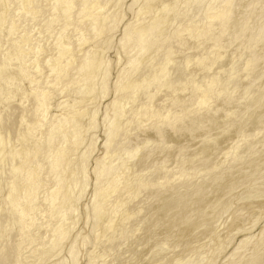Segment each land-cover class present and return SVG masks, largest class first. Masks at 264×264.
I'll return each instance as SVG.
<instances>
[{
  "label": "bare ground",
  "instance_id": "6f19581e",
  "mask_svg": "<svg viewBox=\"0 0 264 264\" xmlns=\"http://www.w3.org/2000/svg\"><path fill=\"white\" fill-rule=\"evenodd\" d=\"M180 1L181 0H131L129 2V4L126 3L127 6L125 8H124V5H126L125 0H8L7 6H6V4H4L6 6V8L4 7L5 11H8V9H9L8 13H9V15L12 16V19H11L12 24L14 26L18 27V31L23 32V34H21V33L20 34L23 35V37L25 38L26 41L21 42L17 46L16 50L12 49L11 51L10 50L4 51L1 54V58H0V79L4 80V81L10 79V80H16V81L20 82V80L24 78L28 83L32 84L33 90H32L31 95H28L29 93H27L25 89H23L22 91L20 90V94L23 95V99H21V102H18L16 104H12V105L7 104L8 108L5 107L6 109L3 110L4 112H2V110L0 109L2 112V114L0 115V122H1V129H0V192L3 189V187L6 186V185L3 186V184H2V181L6 177L7 180H5V182L7 181V184L9 183V186H7V187L11 190V193H13V196H14V199H12V201L20 204V208H18V210L14 214L11 213L10 208H3V207L0 208V234H1L0 235V264H43V263L45 264L51 258L56 257L57 255L61 256V254H59V251H58V249H60L59 247H62V245L64 243H66V241L70 238L69 234L73 231L72 227L74 228L75 224L77 226V222H79V221H77L78 218H75L73 216L74 212L75 211L78 212V210H77V208H71V206L72 207H74V206L76 207V205L78 206L77 203L81 202L80 200L83 199L82 196L84 195L85 191L87 190V187H89V183H91V181L89 179L90 170L92 171V173H94L93 176L95 178V179H93L94 180V184H93L94 188L92 191L93 197H92L90 206L86 207L85 210H87L86 212L88 213L89 216L91 215L90 219H92L91 230H90L91 236L90 235L89 236L83 235L82 240L80 239V241L77 238L72 239L73 241L70 242V245H69L70 248H68L69 253H68V255L66 254V256H68L67 259L66 260L63 259L65 261H60V260L55 261L52 264H105V263H103L104 258L103 259L101 258L102 249L104 251H106L105 254H107L109 251L114 253L116 251V249H118L120 247L121 248L125 247V246H123V244H124L126 238H127L126 241H128V238L131 235L133 236L131 239L135 238V236L137 239V237L139 236L138 234H140V233H141V235L144 234V230H143L144 226H143V228L141 226L142 225L147 226L149 223L148 224L147 223L142 224V222H143L142 221L140 223L141 225H139L142 229L137 227V228H139V229H136L137 231L136 230L134 231L133 229L130 228V226H131L130 224L135 219L134 216L136 215V213L138 212V214H142L141 208L138 207V204L140 203L139 206H141V204H143L146 207L144 198L148 197L150 199V196H147V195L151 192L152 189L156 190L157 193L159 192V194L164 193V195H166V193H167V192L166 193L164 192V190H165L164 188L167 185L164 184L163 181L155 183L156 179L162 175L164 176V174L166 172V171H164V173L161 172L162 175L159 176L158 173H159V171H161L159 168L162 167V171H163V166L165 164H168L166 162L169 161V159L171 160L170 157L173 158V156L178 155V154L181 157V155H182L181 153H182L183 149H185V147L183 148L184 145L178 146L176 144L177 145L176 146L175 144H172V140L167 141V139H166L167 134L169 132H170V135H171V133L174 134V136L177 137V140H174V141H179L181 137L182 138L185 137V135L189 134V132H190L189 139L187 138L189 140L187 142V144H189L190 142L193 143L192 141L196 140L198 138V136L201 137L202 139H207V136L209 135V133L215 128L219 129V127L220 128L221 127L227 128V127L236 126L238 118L236 117V115L234 113L228 114L226 119H225V117L223 118L221 116V118H223V120L220 119L219 115H216V114H220V108L223 106L224 103L225 104L228 103V101L232 102V100H235L237 98L236 99L238 101L237 104H238V106H240L239 103H244L245 102L244 100H247L249 96H252V95L254 96V91L250 88L251 86L250 87L248 86V88L245 89V88H243L244 84L243 83H242L243 85L240 84L241 80L239 82H238V80L236 81V78H238V77L235 75V73H236V71L239 70L236 67L237 65L233 66L231 68V70H229L230 73L228 76L226 75L227 78L224 77L225 80L223 82H221L219 77L214 76L215 79L208 81L206 83L203 82V84H201V82H200V85L198 84L196 86L195 83H197V82H195V76H197V74L200 73L199 71L206 69L207 66L203 68V65H205V64L198 61L197 63L192 62V63H196V64H194L195 65L194 68L189 69L187 64L190 65V63L188 61L186 64L184 63L189 69L188 75H186L187 72L185 70H187V69H185V65L182 63L184 65V67L183 66L182 67L184 68L183 70H184L186 76L185 75H184V77L182 76L180 78V80H177V78L179 76L175 77L176 80H172V81H171V79L169 81L165 80L164 83H166V85L164 84V86L159 90L156 97L153 96V93H154L153 91L156 92L157 89L151 91V93L148 91V89L150 90L153 87V86H150V83H153L152 81H150V83H148L149 86H147L150 88L146 87L148 93H145V94H147V95L149 93H150L149 95L152 94L151 95L152 98H151V96L150 97L148 96L149 100L146 103H144L145 102L144 99H147V98L146 97L143 98L144 89H142V86H140L141 88L139 87L142 90L140 93H138V92L136 93V91H135L136 81L139 80L137 77V74H138L137 71H140L139 69H141L138 67V64L140 62H142V64L145 63V60L147 62L146 64L148 66L146 65L147 67L146 66H144V67H146L147 71L148 72L150 71V73H149V75H147V71H146V73H144V75L145 76L147 75L148 79L149 78L155 79V77L160 79L158 77V76H160V74L163 75V78H164V74H166V75L168 74L166 72V69L168 68V66L169 67L172 66L170 63H172V60L174 59L173 56H175V54H176V52H175L176 48H175L174 44H171L175 49H172L171 48L172 46L170 45L171 47H169L170 48V50H169L168 47L166 48V45L169 44L168 43L164 46L165 47V49H163L164 54H160V53H163V52H161L162 49L157 48V47L160 46L159 45L160 41L162 39L164 40V38H162L161 35H165V34L162 32V34L160 36L158 35L160 37V41L158 40L159 44L157 43L158 46H156L157 44L155 45L156 41L154 40L155 38H157V35H155L154 39L152 37H154L153 34H156L155 33L156 31H157V34H159L158 32H161L159 30H161L162 27L164 28V25H165L164 22H166V24L169 23L167 21V19L169 17H171L172 15L175 16L174 14L176 12H178L177 8L179 7ZM244 1H246V0H192L191 2H189V0H184L183 2H186L185 6L192 8V10L189 9L190 12L196 11V14H197V11H198L200 14L199 19L202 17L205 21L203 20L204 21V23H203V21L200 19L202 21L200 24H202V23L203 24L199 25L200 20L198 18H197L198 21L195 19L194 20L192 19L193 21H195L194 22L195 26L198 25L196 28V31L195 32L191 31V33H189V34L186 32L188 34V36H186L184 38H182L183 33L180 36V34H177L178 33V31H177L176 37L182 38V40L179 39V41L181 43V44L180 43L179 44L181 45V47H177V49L179 48L178 50H180V51H178V53L183 51V54L185 55L186 47L188 48L189 43H190L192 48H194V50H196V53L198 55L200 54V57H203L205 55V52L208 51L204 48L206 46V44H208L207 42L210 41L216 35H217V37H219V35L221 33L222 34L225 33V32H223V30L220 31L218 29V27H219V23L221 24L222 23L221 21H223L224 18L227 17V18H229L230 24L233 23L235 26L233 28V31L237 30V31H235L234 35L231 34L232 37L234 36L233 37L234 41H236V39L239 40V39L244 38V40H243L244 46L246 44L247 47L250 48L249 49V52H250L249 57L250 58H249V60H247L246 64L244 63L245 65L242 64L244 67L240 68V70L242 71V69H243L242 73L245 72V75L249 72L253 76L256 77L258 75L257 69H259V67H257V64H258V62L261 61L260 56L262 53H260V52L264 51V34L260 37L259 40H256L257 37L255 38V36L257 34L255 36H251V37H254L255 40L253 38L251 39V37L249 35L252 32L250 31V28L246 25L248 22L245 23L246 21H244V22H243V20L240 21L239 20L240 16L239 17L236 16L239 14V13L236 14V12L238 11V10H236V6L238 8L242 7V6L244 7V3H245ZM249 1H251V0H249ZM254 2H258V0H252V4H255ZM258 4H260V3H258ZM183 6H184V4L182 5V7ZM248 6H250V5H248ZM188 7H187V9H188ZM179 9L180 8H178V10ZM244 9H246V8H244ZM250 9H251V6H250ZM127 10L130 11L131 13H133L134 18H133V20H131L127 23H124V26L122 28L123 33L121 35V39L119 41L120 43L118 46L119 48L117 49V53L120 56L116 54L119 59L121 58V54L123 56L125 55L124 57H126V60L124 59V57L121 58V60L122 59L125 60V63L120 60L124 64L121 68H119V70L117 71L116 77H115L114 81L112 82L114 85V88H113V90L115 92L114 94H116L115 97L118 96L117 94H119V96L116 97L114 100L110 99L111 101H109V103L105 107L106 109L103 113V116L101 117V116H99L100 115L99 114V105L97 104V105H94L93 107H89V105L92 103H96L95 101H97L98 98L99 99L100 98H102V99L106 98L107 92L109 89H110L109 91L112 92L111 87L109 86L110 85L109 82L112 81V80H110V79H112L111 78L112 76H110V75H111V72L113 71L112 70L113 64L111 63L113 61H110V59L108 57L109 52H108L107 46H109L108 44L111 42L112 37L115 35L114 32H116V29L120 26V24L126 18L125 14H126ZM246 10H244V11H246ZM184 11H185V9H184ZM239 11H242V9ZM254 11L256 12V10L253 9V13H254ZM249 12L251 13V10ZM244 13L246 14V12H244ZM31 14L33 17L31 16ZM183 14H185V13H183ZM187 14H188V12H187ZM192 14L193 13H191V15ZM2 15H3V13H0V30L2 27L1 25H3L2 24L3 23L2 18H1ZM179 15L177 14V17H179ZM193 15H192V17H193ZM240 15H242V14H240ZM242 16L240 17V19L241 18L242 19L245 18L246 20L248 19V14L245 15V16H247V18L242 17ZM177 17H175V18H177ZM195 17H197V16H195ZM186 18H187V16H186ZM172 19H173V17H172ZM183 19H184V17H182V20ZM189 19H191V18H188V20ZM171 21H174V20H171ZM185 21H186V19H185ZM256 26H258V25H256ZM167 27H169V26H167ZM168 29L169 28H167L166 30H168ZM261 29H262V26H261ZM9 31H10V29H9ZM247 33L249 35H247ZM222 34H221V36H222ZM169 35L171 36V33ZM174 35H173V37H174ZM251 35H254V34L252 33ZM166 36H167V38H169L168 34ZM228 36H229V34H228ZM176 37H174V38H176ZM92 38H97V40L99 38L103 39L102 40L103 42L102 43L95 42V44H92V45L87 44V41L92 39ZM17 39H20V37H17ZM170 39H173L172 36ZM173 40H170V41L173 42ZM176 42L177 41L174 40L173 43H175V45L178 46V44ZM163 43H166V42L164 41ZM15 45H17V44H15ZM161 46H163V45H161ZM111 47H112V45H111ZM145 48L149 49V50L147 49L148 50L147 52L150 51L149 53H147L148 54L147 56H146V51L144 52ZM155 48L157 50H159V49L161 50V51H159L160 53H158V54L162 55V58H159V57H161L160 55L158 57L157 50H154ZM192 48H190L189 51H191ZM21 49L28 51L26 56H25L26 63L28 64V68L26 67L27 71L25 70V74L23 72L24 71L23 64H21L20 62L17 61V56H18V54H20ZM151 49H152V51H151ZM171 49L174 51L175 54H173V51ZM187 51H188V49H187ZM192 51H193V49H192ZM178 53L176 54L177 56H178ZM189 53L190 52H188L186 54L187 58L189 57V55H188ZM196 53H195V55H197ZM227 53H229V52L227 51ZM186 57L184 56L185 61L192 58V57H193V59H191L190 62L194 61V59L196 61V58H194L193 55L191 57H189L188 59H186ZM118 58H117V61H118ZM219 58L220 57H218V59ZM174 60H176V58ZM215 60H216V58H213L209 63L213 64V62ZM234 60H236V59H234ZM117 61H116V63H117ZM218 61H220V60H218ZM245 62H246V60H245ZM172 64H174V63H172ZM117 65H119V64H117ZM174 65H176V64H174ZM174 65L172 66V69H173ZM228 65H229V62H228ZM140 67L144 68L141 65H140ZM208 67H210V66H208ZM175 68H176V66H175ZM169 69L170 68H168V70ZM172 69H170V72ZM174 69L172 71L173 73H174ZM46 70H47V75L44 74L46 72ZM135 71L137 74L135 73ZM141 71H142V69H141ZM175 71H176V69H175ZM261 71H263V70H261ZM173 73L172 74L170 73L171 75L168 74L167 77L172 76ZM242 73H241V75H242ZM135 74H136V76H135ZM202 74H204V73H202ZM140 75H142V74H140ZM150 75H151V77H148ZM217 75H218V73H217ZM263 76H264V74H263ZM97 77H100L98 79L99 80V87L95 88L96 86L94 87V84H95V80H97L96 79ZM167 77L165 79H167ZM245 77L243 79H245ZM248 77H249V75H248ZM250 77L254 78L252 76H250ZM250 77H249V80L251 79ZM161 78H162V76H161ZM168 78H170V77H168ZM171 78H173V77H171ZM140 79H142V77H140ZM143 79H145V78H143ZM148 79H146V80H148ZM146 80L145 81L143 80L144 82H142V80H140V82H138V84H141V85L143 83L145 84V83H147ZM249 80H245V81H249ZM251 80H253V79H251ZM66 82L69 83V85L70 84L73 85V87L75 86V88H73V89H75L74 97H73V99L71 98L72 100L68 99L63 103H58L56 105V107H57L56 112H55L56 114H55V116H53L50 114V111H49V106H50L49 105V99H50L51 95L47 94V90H50L53 93L56 92L60 96V95H62L61 93H63L65 91V86L67 84ZM148 82H149V80H148ZM160 82H161V80H160ZM160 82H159V84H158L159 86H157V88L160 87V85H161ZM230 82L231 83L235 82V83H233V85L230 84L232 86L230 89H229V87L228 88L224 87L225 83H230ZM251 82H253V81H251ZM248 83L246 82L245 85L247 86ZM188 84H191V86H192L191 90H189L190 92L187 91V89H190V88H187ZM152 85L155 86V85H157V83H155V84L153 83ZM225 85H228V84H225ZM241 85H242V88H240ZM5 86H6V84H5ZM144 86H143V88H145ZM155 88H156V86H155ZM58 89H59V91H57ZM95 89L96 90L98 89V90L95 91ZM238 89L240 90V93H242L244 95V97H242L243 95L242 96H236L235 95L236 92L238 93V91H236ZM185 91H186V93H185ZM67 93H68V91H67ZM147 95H145V96H147ZM0 96H1L2 100L9 101V99H10V98L8 99V94L4 93V91L1 88H0ZM120 96L122 97V101H123V98L127 100L128 104L124 100L125 104L127 105V108H125L126 107L125 104H124L125 107L123 106L124 109H123V107L122 108L120 107V104L122 103L120 100L121 99ZM262 98H264V96ZM7 101H5V102H7ZM261 101H259V102L262 103ZM212 102H214L215 104H213ZM195 104L200 105V107L195 108V109H191V107H194L191 105H195ZM236 107H237V105H236ZM261 107H263L262 104H261ZM261 107H260V109H261ZM248 115L251 116L250 114H248ZM85 116H88V123H86V124L83 122V118H85ZM223 116H226V115H223ZM249 119H250V117H249ZM247 120H248V118H246L245 121H247ZM84 121H87V120H84ZM100 121H102V124H103V125L101 124L102 128L104 129V127H105V131H103L105 133L104 141H103V154L102 155L100 154L101 156H98L97 158L95 157L96 158V160H94L95 163L90 169L89 168V159L96 152L97 143H98L97 141H99V137L96 136V133H97L96 130L98 129V127L101 126V125L99 126V124L101 123ZM249 121H251V120H249ZM255 121L257 122V120H255ZM189 123H191V125H193V123H195L194 125L199 127L198 128L199 132H197L198 129L196 126L194 128V125H193V129H192V127L190 129H192L193 131L196 129V131H194V132H191V130L189 131V127H190ZM238 125H240V124H237V126ZM254 125L256 126L255 123H254ZM222 128L220 130H222ZM226 128H224V130H226ZM224 130H222V131H224ZM259 130H261V129H259ZM259 130L254 129V131H259ZM139 132L141 134H139ZM227 132L228 131H226V133ZM134 133H136V135H143V133H144V135H146V138H144L145 140L142 141L140 138L141 136H138L140 139L138 138V140H137ZM251 133H253V132L251 131ZM87 134L89 135L88 136L89 140H88V142H86L87 143L85 146L86 150L84 149L85 151L82 153L80 152L81 155L77 156V151L85 142V138H86ZM151 134H155L156 135L155 137L160 138L159 141L160 140L161 141H160V143L157 144L158 146H154V143L150 142L151 138H149V135H151ZM235 134H237V133H235ZM132 135H134L136 140L138 141L137 144L139 143L140 140L142 141V144L144 143L145 146L143 145L144 147L141 146V148H143L144 150H146V149L148 150V151L146 150L147 152H144V150L142 149L143 150V152H142L143 156L141 154L139 155V152L142 151L140 147L138 148L139 145L134 146L133 145L134 142H131L132 143L131 146H134V147H131L129 144L128 145L130 147L127 146L128 140L130 139V137L131 138L133 137ZM224 135L225 134L220 135L221 138L224 139L225 137H222ZM217 136H219V135H217ZM245 136H247L245 138L246 140L241 139L239 144H237L234 148H232L231 152L229 153V157H230L229 161L233 160L235 162V164L233 163V165H231V166L235 167L237 165V162L239 161V159L240 158L242 159V156L244 153L240 152L241 150H243V149H241V147H243L244 144L247 145L246 143L248 142V139H250V138H248L247 134ZM249 137H251V136H249ZM202 139H200V140H202ZM258 139H260V137ZM197 140H199V139H197ZM217 140H219V139H217ZM255 140L253 139V141H250V142H254ZM203 141H201V142H203ZM205 141H207V140H205ZM262 141H264V140H262ZM180 142H181V140H180ZM185 142H184V144H185ZM129 143H130V141H129ZM142 144H140V145H142ZM187 144H186L187 148L193 146V144L192 145L190 144L191 146L188 147ZM199 144H201V143L199 142ZM214 144L218 145V144H220V142L218 143V141H217V144L216 143H214ZM194 145H195V142H194ZM261 145L262 144L260 142V146ZM219 146H221V144ZM255 147H256V145H255ZM263 147H264V145H263ZM133 148H137L138 150L140 149L138 151V155H139V157L141 156V158H138V161L133 160L134 159L133 158L134 156H132V155H134L133 154L134 152L132 153ZM193 148H196V147H192V149L190 148V150L188 149L189 152L191 150H193ZM248 148L249 147H247V149ZM125 149H126V151H128V149H129L130 152H128L127 154L130 155L131 158H133L132 159L133 163H131V164L129 163V161H128V163H126L127 165L124 163V159L122 156L124 155V153H126ZM137 149H135L136 152H137ZM255 149H252L250 147V150H252L251 151L252 153L254 152ZM188 150H187V152H188ZM204 150H206V149H204ZM204 150H203V152L205 154L206 151H204ZM250 150H247V152ZM259 150L262 151L261 148L257 149V151H259ZM184 151H183V153H184ZM257 151H255V152H257ZM122 152H124V153H122ZM214 152H215V150H214ZM262 152L264 153V150ZM120 153L123 155H121ZM130 153H132V155ZM188 153H186V151H185L184 154L187 155ZM238 153L239 154L243 153V154L240 155L241 157H239ZM257 153H259V152H257ZM127 154H126V156H127ZM249 154H251V153H249ZM197 155H199V153ZM130 156H128V157H130ZM135 156H137V155H135ZM193 157L196 158L197 156L196 157L193 156ZM215 157H216V159L219 158L218 155L217 156L215 155L214 159H215ZM256 157L251 156V160H249V161L246 160V161H248L250 163V161H252V159L256 160ZM183 158H184V156H183ZM190 158H192L191 155H190ZM206 158H207V156H206ZM206 158H204L203 162H205ZM212 158H211V160H212ZM246 158H247V156L245 157V159ZM248 158L250 159V157H248ZM262 158L264 159V157H262ZM198 159H199V157H198ZM221 159H223V156L219 160L222 161ZM257 159H258V157H257ZM128 160H129V158H128ZM132 160L130 162H132ZM178 160H180V159H178ZM189 160H192V159H189ZM199 160H195V161H198V163H200L201 160H200V162H199ZM190 162L192 163V161H190ZM219 162L217 164H221V162L220 163ZM253 162L256 163L255 161H253ZM189 163L187 162L188 165H189ZM207 163L208 162L206 161L204 164L207 165ZM225 163H226V161H225ZM27 164H30V168L26 169ZM128 164H130V165H128ZM195 164H197V163H195ZM195 164L194 165L191 164V165L196 166ZM227 164L229 165L230 162L228 163V161H227ZM227 164L225 165V167L227 166ZM250 164H252V163H250ZM240 165H241V163L239 164V166ZM254 165H252V166L254 167ZM181 166L182 165H180L179 167H181ZM201 166H202V164H201ZM201 166H199V169ZM243 166L244 165H241L242 168H243ZM246 166L249 167L248 163L246 164ZM257 166L258 165H255V168ZM157 167L159 169V170H157L158 173L156 171H151L154 174L158 175V176L156 175L157 178H153L154 183H152L148 179L152 180V177H154V174L150 172L151 174H153V176L149 175L150 178H149V176L147 177L146 175L148 174L147 172H149L150 170H155V169H157ZM184 167L180 170L185 169ZM186 167H188V166H186ZM212 167H213V164H212ZM217 167H218V165H217ZM221 167H223V165L219 167L220 169L223 170V168H221ZM241 167H240V169H241ZM167 168L165 167V170ZM203 168L204 167H202L201 170ZM231 168L232 167L226 168V169H231ZM262 168H263V166H262ZM169 169L171 170V168H169ZM174 169H176V168H174ZM199 169L196 170V173H198L197 171H200ZM211 169H213V168H211ZM243 169L246 170V168H243ZM258 169H259V167L256 170L258 171ZM172 170H173V168H172ZM231 170H233V169H231ZM234 170H233L234 173L237 172ZM244 170H242L243 176H244V174H246V173H244L245 172ZM253 170H254V168H253ZM185 171H187V169ZM218 171H219V169H218ZM227 171H225V172L227 173ZM174 172L175 171H173L172 173H174ZM212 172H213V170H212ZM225 172H223V174H226ZM262 172H263V169H262ZM172 173L170 172L169 174L171 175ZM180 173H181V171H180ZM192 173H194V172H192ZM230 173H231V171H230ZM253 173H254V171H253ZM253 173L252 174L250 173V174L253 175ZM16 174H19V181L18 182H14V181L12 182V179L14 178V176ZM169 174H167V175H169ZM208 174H209V178L210 177L212 178L213 175L210 176V173H208ZM213 174H215V173H213ZM218 174H221V173H217V175ZM237 174H239V173L237 172ZM250 174H249V176H251ZM260 174H258V175H260ZM167 175L164 176L166 179H167ZM197 175L200 176L201 173L197 174ZM229 175L230 174L228 173V176ZM262 175H264V173ZM262 175H261V177H262ZM163 176L161 178H163V180L165 181ZM173 176H175V174H172V176H170L167 180L169 181V179ZM202 176H204L203 173H202ZM235 176H237V175L235 174ZM230 177L233 178L234 176H230ZM258 177L259 176L254 177V178H258ZM194 178H196V177H194ZM202 178L200 177V181H203V183H204V178H203V180H201ZM223 178L225 180L228 179V178H225L224 176H223ZM232 178H231L232 185L234 186V184H233L234 182H233ZM248 178L246 176L245 180ZM263 178H264V176L261 179H263ZM219 179H220V177H219ZM159 180L160 179H157V181H159ZM190 180L191 179H189V182H190ZM234 180H235V177H234ZM237 180L238 179L236 178V181ZM239 180L241 181L244 179L239 178ZM253 180H255V179H253ZM200 181L197 182L196 180H194L193 182H197V184H201ZM211 181L212 180H210V182L209 181L208 182L210 184H214V185H215V183H217V182L211 183ZM240 181H239V183H240ZM244 181H242V182L244 183ZM257 181H259V180H257ZM175 182H176V180H175ZM181 182H182L181 180H178L177 184L179 183L181 185ZM228 182H230V181H228ZM192 183L190 182L191 185L194 184V183L193 184ZM205 183H207V182H205ZM205 183H204V185H205ZM209 183H207V184H209ZM236 183L238 184V182H236ZM243 183H242V185L246 184V183H244V184ZM190 184H189V186H190ZM210 184H209V186H210ZM218 184L219 183H217V185ZM229 184L231 185V183H229ZM180 185H179V187H180ZM186 185H187V182H186ZM196 185L194 188L197 187ZM221 185H223V184H221ZM230 185H229V187H230ZM242 185H239V186H242ZM169 186H170V184H169ZM200 186L196 190H199ZM219 186L220 185H218L217 187H219ZM236 186H238V185H235V187L231 186L232 190L230 187V189L228 190V193L230 192V190L235 191V189H237ZM239 186H238V188H239ZM258 186H259V184H258ZM170 187H172V186H170ZM179 187L177 186V188H179ZM184 187H185V185H184ZM202 187L204 188L205 186L202 185ZM225 187L223 189L222 188L221 189L224 190ZM262 187L263 186H261V188ZM173 188L176 189V186H174ZM187 188H184L185 190L182 189V191L184 190L183 194L187 190ZM194 188H192V189H194ZM249 188H252V187H249ZM256 188H254V189H256ZM66 189L68 190V193L65 192ZM168 189L173 193V191L171 190L172 188L170 189L168 187L167 190ZM188 189H191V188H188ZM206 189H207V187H206ZM208 189H209V187H208ZM208 189L205 191L208 192ZM212 189L215 190L216 188L214 189V186H213ZM221 189H219V191ZM254 189H253V191H254ZM259 189L257 188L256 190H259ZM238 190H236V191H238ZM182 191H180V193ZM219 191H218V194H219ZM245 191L247 192L248 190L246 189ZM146 192H148V194ZM187 192H188V190H187ZM187 192H185V193H187ZM216 192H217V190H216ZM220 192H222V191H220ZM224 192H226V191H224ZM248 192H250V191H248ZM254 192L257 193V191H254ZM262 192L264 193V191H262ZM155 193L156 192L154 191V195H153L154 197H155ZM177 193H175V195ZM195 193H197V191ZM202 193L205 194L206 192L204 193V191L202 189ZM209 193H210V190H209ZM211 193H213V192H211ZM256 193H255L254 197L257 195ZM68 194H69V196H68ZM144 194H147V195L145 196ZM152 194H153V192H152ZM198 194L200 195V190H199ZM249 194L253 195L252 193H249ZM158 195H156V197ZM180 195H182V194H180ZM180 195H178L179 196L178 202L181 201V198L183 197V196L180 197ZM191 195H193V194H190V196ZM206 195H208V193ZM206 195H205V197H203L204 199L206 198L204 201H208L207 200L208 197H206ZM225 195L228 196L227 193H225L224 196ZM245 195L248 196L247 193ZM245 195L243 196V198L241 196V198L242 199L247 198V197H245ZM251 195H249L248 197L251 198L252 197ZM259 195H257V196H259ZM153 196H151V199L154 198ZM171 196L172 195H170L169 197H171ZM176 196L171 197L170 201L172 200V198L175 199L174 197H176ZM199 197H201V196H199ZM218 197H220V196H218ZM241 198L239 200H241ZM259 198H257V199H259ZM141 199H144V201L143 202L141 201L138 203L137 201H139ZM160 199H162V198H160ZM201 199H202V197H201ZM219 199H221V197ZM222 199H221V201H222ZM183 200H185V199H183ZM189 200H190V198H189ZM193 200H195V198H193L192 201ZM239 200H238V203H239ZM146 201H147V199H146ZM197 201H198V199H197ZM204 201L202 200L201 202H204ZM218 201L220 202V200H217V202ZM244 201H243V204H240V206L238 204L239 207L237 206V208H235V209L233 208L234 210L232 209L234 211L232 214L233 217L229 223L227 222L228 224L226 223L225 227H227V226L230 227L232 225L235 226V224H237L238 220H240V219L244 220V217H247V215L249 216L250 214L252 215L253 213L256 214V212H254V211H259V212L262 210L264 211V208L258 207V206H263V204L257 205L255 202L256 200H254V198H251L250 200L245 201V203H244ZM153 202H155V201H153ZM175 202L176 201H174L173 204H175ZM186 202L188 204V200H186L185 202L183 201L184 206H185ZM194 202L195 201H193V203ZM261 202H263V201H261ZM146 203H148V202H146ZM149 203H150V200H149ZM204 203H202V206ZM227 203H228V201H227ZM240 203H242V201ZM200 204L201 203L197 204V202H196L195 205L199 206ZM258 204H260V203H258ZM79 205H81V204H79ZM143 205H142V210H145V208L143 209ZM188 205H190L191 208L189 206H187L186 208L189 207L191 210L189 209L188 211H192V209H194V208H192V206H194V205H191L190 201H189ZM155 206H156V204H155ZM178 206H180V205L178 204ZM208 206H210V205H208ZM208 206L206 208H209ZM171 207H174V206H171ZM256 207H258V208H256ZM138 208L140 209V213H139ZM180 208L181 207H179L178 209L176 208L178 210V212L176 209H172V210L167 209L168 211L165 212L166 210L165 211L163 210V213L164 212L168 213L169 211L175 210L176 211L175 213L171 212L172 217H174L173 216L174 214H176L178 217V214L182 215L181 213H179V212H181ZM182 208H184V207H182ZM198 209L199 208H197V210ZM217 209H219V208H217ZM223 209H225V208H223ZM182 210L184 211V209H182ZM211 210L209 209L211 214L213 212V215H214L215 210H212V211ZM157 211L160 212V210H157ZM183 211H182V213H183ZM185 211H187V209ZM188 211H187V213H188ZM205 211H208V209ZM205 211H202V212H204V213H202V216H203V214L205 215ZM218 211L220 212V209ZM221 211H222V208H221ZM224 211H222V212H224ZM226 211H228V207L226 208ZM161 212H162V210H161ZM216 212H217V210H216ZM216 212H215V214H216ZM87 213H85V214H87ZM143 213L148 214V212H146V211H144ZM145 214L141 215V216L139 215L140 216L139 218L143 219V216H145ZM149 214L151 215V212ZM155 214H153L152 216H154ZM158 214L160 215V213H157V215ZM221 214L222 213L220 212V215ZM70 215H72L74 217V219H76V223H75V220L72 219L73 217ZM164 215H168V214H164ZM176 215L174 217L175 220L177 218ZM195 215H196V213H195ZM197 215H198V218H199V216H201V215H199V213H197ZM208 215L210 216V214H208ZM76 216L80 217L79 215H76ZM205 216H204V218L207 217V216L206 217ZM250 216H249V219H250ZM253 216H254V214H253ZM253 216H251V217H253ZM181 217L179 216V218L177 219L178 224H180V218ZM158 218H159V216H158ZM167 218H168L167 216H166V218L164 216V221L162 220V222H159V220L161 221V219H163V218H160L157 221L154 218L155 222L153 221V223H151V222L150 223L153 225H156V222H159V227H160V224L162 226V223L164 222L163 226L167 227V225H165V221H166V224H168L167 220H165ZM187 218H189V217H187ZM202 218H201V221H202ZM88 219H89V217H88ZM88 219H87V222L88 221L90 222V220H88ZM140 219H138V216H137L136 220H134V221H137V223H138V221ZM169 219H170L169 222L171 221L172 223H174L173 222L174 219L173 220H171L172 218H169ZM182 219H183V217H182ZM206 219H205V221H207ZM217 219L218 218H216V220ZM145 220H146V217H145ZM145 220H144V222H146V221L149 222V219L146 221ZM195 220H197V219H195ZM208 220H209V218H208ZM213 220H211V222ZM247 220H248V217H247ZM247 220L245 219V221H247ZM181 221H183V220H181ZM187 221H188V223H191V222H189L190 221L189 219L186 220V222ZM197 221H195V223L201 222V221H198V222ZM240 221H242V220H240ZM248 222L250 224V220ZM137 223H135V225H137ZM172 223L168 224V225H171L170 227L168 226L169 228L167 227L168 230L169 229L171 230V227L175 228V227H173ZM175 223H174V226H175ZM202 223L204 226L207 224L211 225V223H209V222L206 224V222L202 221ZM243 223H245V222L243 221ZM178 224H176V229H174V232H176V233H177V229L178 230L180 228L182 230L184 229V228L180 227L181 225L183 226L182 222H181L179 228H177ZM213 224H215V223L212 222V225ZM132 225H134V224H132ZM186 225L188 226L187 223H186ZM186 225H184V227ZM203 225L200 223L198 226L199 227L201 226V229L204 230V227H202ZM150 226L151 225H148V227H146V229H148V228L150 229L151 227H152V229L154 228L153 226H151V227ZM195 226L198 227L197 225H195ZM211 226H209L208 228H210ZM222 226H224V225H222ZM244 226H246V225H244ZM244 226H241V227L239 226V227L244 228ZM135 227H134V229H135ZM247 227H250V226H247ZM247 227L245 229H248ZM156 228H158V226ZM156 228H154V229L156 230ZM160 228H162V227H160ZM235 228H236V226H235ZM240 228H238V231ZM17 229H18V232L16 234H18V235L15 234ZM181 229L178 232L179 235H182V234H180L182 231ZM201 229H199V230H201ZM216 229H218V228H216ZM245 229L243 230V232L245 231ZM172 230L170 232H172ZM194 230H196V228ZM205 230L208 231L207 229H205ZM205 230H204V232H206ZM226 230H228V229L226 228ZM240 230L242 231V229H240ZM131 231L133 233L137 232L136 234L134 233L135 236L133 233L131 234ZM209 231H212V234H213V230H209ZM230 231H232V229ZM208 233H210V232H208ZM237 233H239V232L236 231V235H237ZM240 233L242 234V232H240ZM165 234H167V233H165ZM204 234L206 235L207 233H204ZM229 234H226V235H229ZM231 234H233L232 236H234V232ZM141 235H140V237H138L139 239L141 238ZM185 235H184V237H185ZM244 235H245V233H244ZM155 236H158V233ZM232 236H229L228 239H230ZM74 237H76V236H74ZM77 237L79 238L78 235H77ZM153 237L154 236H152V238ZM161 237H162V235H161ZM179 237L177 238L176 235H174L173 238H174V240H176L175 238H177V240H176V242L178 241L177 243H179V242L181 244L185 243L184 241L181 242ZM224 237H226V236H224ZM253 237H255V236H253ZM150 238H151V236H150ZM156 238H159V237H156ZM131 239H129V240H131ZM139 239L136 241L138 242ZM140 240H142V238ZM165 240H163V241L166 242L167 240L166 241ZM192 240H190V241H192ZM225 240H226V238H225ZM238 240H239L238 241L239 244L237 243L238 248L236 246L237 252H239L241 250L240 248L246 246L247 242L249 241V240L247 241L246 239L244 240V238L242 240H240V239H238ZM263 240H264V238L262 240L260 239V241H263ZM160 241H162V240H160ZM162 242H160L159 244H164V242L163 243ZM168 242H170V241H168ZM187 242H189V241L186 240L185 244H187ZM253 242H255V241H253ZM125 243H127V242H125ZM177 243H176V245H177ZM89 244H91V248H90V250H88L87 256L85 255L86 258H85V261L83 262L82 261L83 257H81L80 252H82L81 249H83L84 247H87ZM127 244H125V245H127ZM174 244L175 243H173L172 245H174ZM205 244H207V243H205ZM165 245H167V247H168L169 244L165 243ZM165 245H161V246H165ZM194 245L192 247H194ZM82 246H83V248H82ZM147 246H148V244H147ZM159 246L157 245L155 247H158L160 249L162 248L164 251V247H161V246L159 247ZM179 246H180V244H179ZM216 246H218V245H216ZM221 246H222V244H221ZM169 247H170V245H169ZM169 247H168V249L170 250ZM172 247H176V246L175 245L171 246V249H172ZM259 247L261 248L262 246H259ZM259 247H258V244L256 243V244H254L252 249L258 250ZM132 248H133V245H132ZM158 248L157 249L155 248V249L158 251ZM182 248H184V246ZM215 248H217V247H215ZM138 249H139V246H138ZM138 249H137V251H138ZM155 249L153 248V250H155ZM165 249H166L165 251L167 252V248H165ZM195 249L192 250L191 252L196 254L195 251H197V250H195ZM198 249H199V247H198ZM174 250H176V248ZM188 250H190V249H188ZM210 250H212V248ZM104 251H102V256L104 255L103 254ZM126 251H128V250H126ZM135 251H136V249H135ZM157 251H154V252H157ZM160 251H161V253H160L161 256H162V254H165V251L163 252L162 250H159L158 253ZM216 251H218V250L216 249ZM260 251L259 252L254 251L255 252L254 258H253V256L249 255L250 256L249 258L246 257L247 259H245V257H244V260H241V261H243L244 264H260L261 261L262 262L264 261V251H262V253H260ZM189 252H186V253H189ZM198 252L200 253V251H198ZM209 252L210 251H208V253ZM234 252H235V250H234ZM153 253L151 255L149 254L150 256H146V255L144 256L145 258L147 257V260L145 259V261L150 260L149 264L153 260V259L152 260L149 259V257L154 255ZM195 254H193L194 256H192V257H191L192 253L189 256L187 254V256L191 257V258H188V259L184 258V260L181 261L183 263H181L179 261L180 260V258H179L178 264H193L194 261H196L197 259L200 261V259H202L205 256V253H203V255H201L202 258L199 259V258H195L196 257ZM233 254H231L232 259L235 257V255L233 256ZM132 255H130V256H132ZM141 256H142V254H141ZM156 256H157V259H159V261H160V258H159L160 256H158V255H156ZM132 257L129 259L137 261V259H135V258L132 259ZM163 257H165V256L163 255L162 258ZM197 257H198V255H197ZM199 257H200V255H199ZM251 257L253 259H251ZM151 258H156V257L152 256ZM169 258L171 261V255ZM169 258L168 257L165 258V259H168L166 264L169 263ZM175 258H177V256ZM175 258H172V259L175 260ZM206 258H208V257L206 256ZM181 259H182V257H181ZM228 259H230V257ZM161 261L159 262V264L161 263ZM206 261L207 260H205V262ZM122 262H120V263L122 264ZM129 262H131V261H129ZM138 262H139V260H138ZM140 262L142 263L141 260H140ZM153 262L151 264H155L156 262L158 264V260L155 263H153ZM162 262L165 263V261H162ZM175 262H174V264L177 263V262L176 263ZM164 263H161V264H164ZM170 263H172V261ZM133 264H135V261L133 262ZM204 264H206V263H204ZM239 264H242V262Z\"/></svg>",
  "mask_w": 264,
  "mask_h": 264
},
{
  "label": "rangeland",
  "instance_id": "374dc122",
  "mask_svg": "<svg viewBox=\"0 0 264 264\" xmlns=\"http://www.w3.org/2000/svg\"><path fill=\"white\" fill-rule=\"evenodd\" d=\"M8 0H0V13H3V15H2V24L3 25H1L2 27H1V30H0V58H1V54L4 52V51H8V50H16L17 49V46L21 43V42H25L26 40H25V38L23 37V35H21V34H23V32H20V31H18V27L17 26H14L13 24H12V16L11 15H9V9H8V11H5V9H4V7L6 8V6H7V4H8V2H7ZM131 0H125V4L127 3V4H129V2H130ZM184 1V0H183ZM182 0L180 1V4H179V7L178 8H180L179 10H178V8H177V11L178 12H176L178 15H179V17H177V14L175 13L174 15L175 16H171V17H169L168 19H167V21L169 22L168 24H166V22H164V30L161 28V30H159V31H161V32H158L159 34H157V31L155 32L156 34H153L154 35V37H152L153 39L155 38V35H157V38H155L154 40L156 41V43H155V45L158 43L159 44V42H158V40L160 41V35L162 34V32L165 34V35H161L162 36V38H164V40L162 39L161 41H160V46H158V44L156 45V46H158L157 48H160V49H162V51L159 49V50H157L156 48L154 49V50H157V54L158 53H160L159 51H161V52H163V53H160V54H164V50L163 49H165V45L166 44H168V45H166V48L168 47H171L172 45L171 44H174V46H175V48H176V50H175V52H176V54L178 53V51H180V50H178L177 49V47H181V43H180V41H179V39L180 40H182V38H184V37H186V36H188V34L189 33H191V31L192 32H195L196 31V28H197V26H195V21H193L194 19L195 20H197L198 21V19H199V16H200V14H199V12L197 11V14H196V11H194V12H190V10H192V8H189L188 6H185L186 4V2H183ZM192 0H189V2H191ZM249 0H246V1H244L243 3H244V7L242 6V7H237L236 6V10H241L242 9V11H237L236 12V14L237 13H239L238 15H236L237 17H241L242 15V17H246L247 18V16H245V15H247L248 14V19L246 20L245 18H241L240 19V17H239V20L240 21H242L243 20V22L244 21H246L245 23H247L246 25L250 28V31L254 34V35H249L248 33H247V35H249L250 37L251 36H255L256 34V36H255V38H256V40H259L260 39V37L264 34V0H258V2H254L255 4H252V0L251 1H249ZM248 2V3H247ZM188 3V2H187ZM242 3V4H243ZM258 3H260V4H258ZM4 4H6V6L4 5ZM127 4L126 5H124V8L127 6ZM184 4V6L182 7V5ZM248 5H250L251 6V9H250V6H248ZM254 5V6H253ZM261 5V6H260ZM247 6V7H246ZM257 6V7H256ZM185 7V8H184ZM187 7H188V9H187ZM244 8H246V9H244ZM256 8V9H255ZM258 8V9H257ZM262 8V9H261ZM176 9V8H175ZM184 9H185V11H184ZM190 9V10H189ZM246 10V11H244V10ZM253 9L254 10H256V12L254 11V13H253ZM2 10V11H1ZM183 12V13H185V14H183L181 11ZM187 10V11H186ZM251 10V13L249 12ZM5 11V12H4ZM176 11V10H175ZM246 12V14L244 13V12ZM248 11V12H247ZM7 12V13H6ZM187 12H188V14L191 16H189L188 14H187ZM190 12V13H189ZM241 12V13H240ZM191 13H193L192 15H193V17H192V15H191ZM263 13V14H262ZM183 16H182V15ZM199 14V15H198ZM240 14H242V15H240ZM250 14V15H249ZM126 16V18L124 19V21L120 24V26L116 29V32H114L115 33V35L112 37V40H111V42L108 44L109 46H107L108 47V57H109V59H110V61H113V62H111L112 64H113V73L111 72V75L110 76H112L111 78L112 79H110V80H112V81H110L109 82V86L111 87V90H112V92L111 91H109L108 90V92H107V96H106V98H104V99H102V98H98L97 99V101H95L96 103H92V104H90L89 105V107H93L94 105H99V116H103V113H104V111H105V107L107 106V104L109 103V101H111L112 99L114 100L116 97H118L119 96V94H117L118 96H116L115 97V95L116 94H114L115 92H114V90H113V88H114V85H113V81H114V79H115V77H116V74H117V71L119 70V68H121L122 66H123V64L125 63V60H126V57H124L122 54H121V58H123L124 57V59H122L121 60V58L119 59L118 57H117V55H119L118 53H117V49L119 48L118 46H119V41H120V39H121V35H122V33H123V30H122V28H123V26H124V23H127V22H129V21H131V20H133V18H134V16H133V13H131L130 11H126V14H125ZM185 15V16H184ZM258 15V16H257ZM31 16H32V14H31ZM184 17V21L182 20V17ZM186 16H187V18H186ZM189 16V17H188ZM195 16H197V17H195ZM250 16V17H249ZM33 17V16H32ZM172 17H173V19H172ZM175 17H177V18H175ZM195 17V18H194ZM4 18V19H3ZM188 18H191V19H189L188 20ZM198 18V19H197ZM185 19H186V21H185ZM193 19V20H192ZM202 21L204 20L202 17L200 18ZM199 19V20H200ZM245 19V20H244ZM256 19V20H255ZM6 20V21H5ZM171 20H174V21H171ZM200 20V22H199V25H202L203 23H204V21H203V23L202 24H200L202 21ZM182 21V22H181ZM192 23H191V22ZM224 21V22H223ZM223 21H221L222 23L220 24L219 23V27H218V29L220 30V31H222L223 30V32H225L224 34H222V36H221V34L219 35V37H217V35L215 36V37H213L210 41H208L207 43L208 44H206V46L204 47L206 50H208V51H206L205 52V55L203 56V57H200V54L198 55L197 53H196V50H194V48H192V46H191V44L189 43V46H188V48L186 47V50H185V55L183 54V51H181V52H179L178 53V56L174 53V51L172 50V49H175L173 46L171 47L172 49V51H173V54H175V56H173V58L175 59L176 58V60H172V63H174V64H176V65H174V64H172V63H170L172 66L174 65V67H173V69L175 68V66H176V71H175V69H174V73L172 72L173 71V69H172V66L171 67H169L168 66V68H170V69H172L171 70V72H170V69L168 70V68L166 69V72L169 74V75H171L172 73H173V75L172 76H168V77H170V78H168L167 77V75L166 74H164V78H163V75H161L160 74V76H158L160 79H158L157 77H155V79L153 78V79H151V78H147V75H149V73H150V71L148 72L147 71V62H146V60H145V63H143L142 64V62H140L139 64L141 65V66H146V67H144V68H142V67H140V65L138 64V67L139 68H141L142 69V71H141V69H139L140 71H137L138 72V74L140 73V74H142V75H138L137 73H136V71H135V73L137 74V77H138V79L139 80H137L136 81V84H135V91H136V93L138 92V93H140L142 90L140 89L141 87L140 86H142V89H144V96H143V98L144 97H146L147 99H144L145 100V102L144 103H146L148 100H149V98H148V96L150 97L151 95H149L150 93H151V91H153V90H156L157 89V93L155 92V91H153L152 93H153V96L154 97H156L157 96V94H158V92H159V90L164 86V84L166 85V83H164L165 82V80H170L171 79V81L172 80H176V76L178 77L177 78V80H180V78L183 76L184 77V75H185V72H184V65L189 61V63H190V65L189 64H187V66L189 67V69H192V68H194V64H196L198 61H200L201 63H203V64H205V65H203V68L204 67H206V69H203L202 71H199L200 73H198L197 74V76H195V82H197V83H195V85L197 86L198 84L200 85V82H201V84H203V82H208V81H211V80H213V79H215V77L214 76H217V77H219L220 78V80H221V82H223L225 79H224V77L225 78H227V76L229 75V73H230V71L229 70H231V68L233 67V66H235V65H237L236 67L239 69L238 71H236V73H235V75L238 77V78H236V81L238 80V82L240 81V84H244V87L243 88H245V89H247L248 88V86L254 91V96L252 95V96H249L248 97V99L247 100H244L243 102L244 103H239V105L240 106H238V101L235 99V100H232V102L231 101H228V103H224L223 104V106L220 108V114H216V115H219V118L220 119H222L223 120V118L225 117V119H226V117L228 116V114H230V113H234L235 115H236V117L238 118V121L240 122H238L237 121V124H240V125H238L237 126V124H236V126H234V127H221L222 128V130H224V128H226V130H224V131H222V130H220L221 128L219 127V129H213L210 133H209V135L207 136V139H202L201 137H199L198 136V138L197 139H199V140H193L192 142L193 143H189V144H187V142L189 141L188 139H189V134H190V130H191V132H194V131H196V129L193 131L192 129H193V125L195 124V123H193V125H191V123H189V134H187V135H185V137H181L180 138V140H181V142H180V140L179 141H174V140H177V137L176 136H174V134H172L171 133V135H170V132L167 134V136H166V139H167V141H171L172 140V144H177L178 146L180 145V146H183V148L185 147V149H183V151L185 150L186 151V153H188L189 152V150H190V148L192 149V147H196V148H193V150H191L187 155L186 154H184L185 153V151H184V153H183V151H182V155H181V157H180V155L178 156V155H175V156H173V158L172 157H170L171 158V160L169 159V161H167L166 163H168V164H165L164 166H163V171H162V167H160L159 169L161 170V171H159V173L157 172V170H159L158 169V167H157V169H155V170H150L149 172H147L148 174L146 175L147 177L149 176V175H152L153 176V172H151V171H156L157 173H158V175L160 176V175H162L161 174V172L162 173H164V171H166L165 172V174H164V176H166L167 174H169L170 172L172 173L173 171H175L174 173H172V174H175V176H173V177H171L170 179H169V181L167 180L170 176H172V174L169 176V175H167V179L164 177V179H165V181L163 180V178H161L162 176H160L159 178H157V174H154V177H152V180L151 179H148L149 181H151L152 183H154L153 181V178H157V179H160L159 181H157V179H156V181H155V183L157 182H160V181H163L164 182V184H166L167 186V188L169 187L172 191H173V193L175 192V193H177L176 195H175V193L173 194L169 189L167 190V188L165 187L164 189L166 190H164V192L166 193V195H164V193L162 194V193H160L159 194V192L157 193V191L156 190H154V189H152L151 190V192L148 194V192H146L147 194H144L145 196L147 195V196H150V199L148 198V197H145L144 199H145V205H146V207L143 205V204H141V206H139L140 205V203L139 202H143L144 201V199H141V200H139V201H137L139 204H138V207H140L141 208V213L142 214H138V212L136 213V215L134 216L135 217V219L134 220H136V217L138 216V219H140L139 217L141 216V215H144L145 213H143L144 211H146V212H148V214L146 213L145 214V216H143V219L141 218L139 221H138V223H137V221H134L133 219V222H131V226H130V228L131 229H133L134 231L136 230V229H139V228H143V226H144V228H143V230H144V234L143 235H141V233L140 234H138L137 236L138 237H140V235H141V238H142V240H140L138 237H137V239H136V236H135V234L137 233V232H132L131 231V234L133 233L134 234V236H135V238H133V239H131L133 236L131 235L129 238H128V241H126L127 240V238H126V240H125V242H127V243H125L124 242V244H123V246H125V247H123V248H118V249H116V251L113 253V252H111V251H109L107 254H105L106 253V251H104L103 249H102V251H104V255L102 256V251H101V258L103 259L104 258V262L103 263H105V264H119L120 262H122V264H126L127 262V264H133V262L135 261V264L137 263H139L140 262V260L142 261V263L140 262L139 264H149V262H150V260H148V261H145V259L147 260V257L145 258L144 256L146 255V256H150L154 251H157L156 249L158 248V247H155V246H161V245H165V243H167V244H169L170 245V247H169V245H168V247L170 248V250L168 249V247H167V245H165V246H161V247H164V251L166 250L165 248H167V252L165 251V254H162V256L164 255L165 257H163L162 258V256L160 255V253H161V251L158 253V251L159 250H162L163 251V249L161 248H158V251L157 252H154L153 254L155 255H152L153 257H156V258H151V257H149V259H153L152 260V262L153 263H155L157 260H158V264H159V262L162 260V261H165V263L164 262H162L161 261V263H164V264H166V262H167V260L168 259H165V258H169L170 257V255H171V261H172V263L174 264V262L176 263V264H178V262L180 261H182V260H184V258H191L192 256H194L193 254H195V253H193V252H191L192 250H194L195 248V250H197V251H195L196 252V254H195V258H202L201 257V255H203V253H205V258L203 257L202 259H200V261L198 260H196V261H194V263L193 264H204V263H206V264H239V263H241L242 262V264H244V262L243 261H241V260H244V257H245V259H247V258H249L250 256H253V258L255 257V252L254 251H257V252H259L260 250V253H262V251H264V240L263 241H260V239L262 240L263 238H264V211L262 210V211H254V212H256V214L255 213H253L254 214V216H253V214L251 215V216H253V217H251L250 215V219H249V216L247 215V217H248V220H247V217H244V220L243 219H240V220H242V221H240V220H238L237 221V224H235V226H236V228H235V226L234 225H232V226H230V227H225L226 226V223L228 222H230L231 221V219H232V217H233V210L235 209V208H237V206H238V204H239V206H240V204H243V201L245 200V201H247V200H250L251 198H254V200H256L255 202H256V204L257 205H262L263 204V206H258L259 208L261 207V208H264V193L262 192V191H264V178L263 179H261L264 175H262L263 173H264V159L262 158V157H264L263 155H264V153L262 152L263 150H264V147H263V145H264V141H262V140H264V98H262L263 96H264V76H263V74H264V51H262V52H260V53H262L261 54V58H260V62H258V64H257V67H259V69H257L258 70V75L255 77V76H253L251 73H247L246 75H245V72L244 73H242L243 72V69H242V71L240 70V68H243L244 66L242 65V64H246L247 63V60H249V55H250V52H249V47H247V45L245 44V46H244V38L243 39H239V40H237L236 39V41H234V39H233V37H232V35H234L235 34V31H237V30H235V31H233V28L235 27L234 26V24L233 23H231L230 24V22H229V18H224V20ZM189 23V24H188ZM260 25H259V24ZM192 24V25H191ZM194 24V25H193ZM255 24V25H254ZM183 25V26H182ZM245 25V24H244ZM251 25V26H250ZM254 25V26H253ZM256 25H258V26H256ZM167 26H169V27H167ZM261 26H262V29H261ZM238 27V26H237ZM167 28H169L168 30H166ZM180 28V29H179ZM9 29H10V31H9ZM260 29V30H259ZM165 31V32H164ZM177 31H178V33H177ZM234 33H233V32ZM262 31V32H261ZM2 32V33H1ZM188 34H187V33ZM259 32V33H258ZM12 33V34H11ZM21 33V34H20ZM168 34V37L169 38H167V34ZM171 33V36H172V38L175 40V41H177L176 43L178 44V46H176L175 45V43H173L174 42V40L173 39H170L171 38V36L169 35ZM176 33L177 34H180V36H181V34L183 33V36H182V38H178V37H176ZM229 34V36H228V34ZM4 36H3V35ZM175 34V35H174ZM185 34V35H184ZM232 34V35H231ZM259 34V35H258ZM159 35V36H158ZM173 35H174V37H176V38H174L173 37ZM231 35V36H230ZM164 36V37H163ZM166 36V37H165ZM221 36V37H220ZM228 38H227V37ZM4 37V38H3ZM17 37H20V39H17ZM22 37V38H21ZM159 37V38H158ZM225 37V38H224ZM170 41V40H173V42L172 41H168L167 39ZM227 38V39H226ZM254 39L255 40V38L254 37H251V39ZM233 39V40H232ZM103 39H98L97 40V38H92V39H90V40H88L87 41V44H89V45H92V44H95V42H98V43H102L103 41H102ZM168 42H167V41ZM232 40V41H231ZM154 41V42H155ZM166 42V43H163V42ZM179 41V42H178ZM172 42V43H171ZM238 42V43H237ZM180 43V44H179ZM224 43V44H223ZM15 44H17V45H15ZM230 44V45H229ZM235 44V45H234ZM111 45H112V47H111ZM161 45H163V46H161ZM171 45V46H170ZM210 45V46H209ZM234 45V46H233ZM242 45V46H241ZM241 46V47H240ZM163 47V48H162ZM209 47V48H208ZM235 47V48H234ZM111 48V49H110ZM150 48V47H149ZM190 48H192L193 49V51H192V49H191V51H189L190 50ZM230 48V49H229ZM234 48V49H233ZM148 49V48H147ZM146 48L144 49V52L146 51V56L148 55L147 53H149V52H147L148 50H147ZM153 49V48H152ZM152 49H151V51H152ZM181 49V48H180ZM187 49H188V51H187ZM228 49V50H227ZM169 50H170V48H169ZM171 51V52H172ZM227 51L229 52V53H227ZM237 51V52H236ZM27 50H24V49H21V51H20V54H18V56H17V61L18 62H20L21 64H23V66H24V74H25V70L27 71V69H26V67L28 68V64L26 63V59H25V56H26V54H27ZM188 52H190L188 55H189V57H191L192 55L194 56V58H196V61H195V59H194V61H191L190 62V60L191 59H193V57L192 58H190V59H188L187 57H186V54ZM234 52V53H233ZM242 52V53H241ZM194 53V54H193ZM195 53L198 55H195ZM225 53V54H224ZM249 53V54H248ZM117 54V55H116ZM160 54H158V57H159V55ZM237 54V55H236ZM115 55V56H114ZM187 55V56H188ZM191 55V56H190ZM222 55V56H221ZM233 55V56H232ZM120 56V55H119ZM161 57H159V58H162V55H160ZM178 58H177V57ZM180 56V57H179ZM184 56L186 57V59H188V60H186L185 61V58H184ZM231 56V57H230ZM198 57V58H197ZM218 57H220L219 59H218ZM117 58H118V61H117ZM207 58V59H206ZM210 58V59H209ZM213 58H216V60L213 62V64H211V63H209ZM230 58V59H229ZM247 58V59H246ZM108 59V60H109ZM234 59H236V60H234ZM123 61V62H121V61ZM156 60V59H155ZM218 60H220V61H218ZM226 60V61H225ZM245 60H246V62H245ZM116 61H117V63H116ZM158 61V60H157ZM206 61V62H205ZM224 61V62H223ZM229 62V65H228V62ZM121 64H120V63ZM144 62V61H143ZM192 62H196V63H192ZM222 62V63H221ZM184 65H183V64ZM210 65H209V64ZM225 63V64H224ZM27 64V65H26ZM116 64V65H115ZM117 64H119V65H117ZM145 64V65H144ZM224 64V65H223ZM244 64V65H245ZM7 65V64H6ZM218 65V66H217ZM223 65V66H222ZM227 65V66H226ZM262 65V66H261ZM183 66V67H182ZM186 65H185V69H187V70H185L187 73H186V75H188V73H189V69H188V67H187ZM193 66V67H192ZM208 66H210V67H208ZM219 67V68H218ZM229 67V68H228ZM146 68V69H145ZM218 68V69H217ZM263 70V71H261V70ZM178 70V71H177ZM218 70V71H217ZM146 71H147V75L145 76L144 75V73H146ZM191 71V70H190ZM221 71V72H220ZM165 72V73H166ZM171 73V74H170ZM191 73V72H190ZM202 73H204V74H202ZM217 73H218V75H217ZM241 73H242V75H241ZM45 75H47V70H46V72L44 73ZM136 74H135V76H136ZM251 74V75H250ZM185 75V76H186ZM221 75V76H220ZM225 75V76H224ZM227 75V76H226ZM239 75V76H238ZM248 75H249V77L250 76H252V77H254V78H251V79H253V80H249V77H248ZM262 75V76H261ZM134 76V77H135ZM161 76H162V78H161ZM245 77V79H243L244 77ZM114 77V78H113ZM140 77H142V79H140ZM148 77H151V75L150 76H148ZM167 77V79H165ZM171 77H173V78H171ZM216 77V78H217ZM68 78V77H67ZM100 77H97L96 79L98 80ZM143 78H145V79H143ZM175 78V79H174ZM199 78V79H198ZM204 78V79H203ZM248 78V79H247ZM137 79V78H136ZM146 79H148L149 80V82H148V80H146ZM258 79V80H257ZM97 80H95V84H94V87L95 88H97V87H99V80L97 81ZM140 80H142V82H144L145 80H146V82L147 83H143L142 85L141 84H138V82H140ZM144 80V81H143ZM156 82H155V81ZM158 80V81H157ZM160 80H161V82H160ZM163 80V81H162ZM202 80V81H201ZM245 80H249V81H245ZM150 81H152L154 84L155 83H157V85H155L156 86V88H155V86L154 85H152L153 83H150ZM251 81H253V82H251ZM141 82V83H142ZM159 82H160V87H158L157 88V86H159L158 84H159ZM248 83L247 84V86L245 85V83ZM6 84V86H5V84ZM67 83V82H66ZM148 83H150V86H153L150 90L148 89V91L150 92L148 95L147 94H145V93H148V91H147V88H150V87H147V86H149V84ZM168 83V82H167ZM233 83H235V82H233ZM233 83H225V84H228V85H225L224 84V87H229V89L232 87L231 85H233ZM231 84V85H230ZM242 84V85H243ZM261 84V85H260ZM98 85V86H97ZM190 85V86H189ZM230 85V86H229ZM242 85H241V87L240 88H242ZM254 85V86H253ZM263 85V86H262ZM71 86V87H70ZM143 86L145 87V88H143ZM261 86V87H260ZM9 87V88H8ZM109 87V88H110ZM138 87V88H137ZM140 87V88H139ZM147 87V88H146ZM253 87V88H252ZM0 88L4 91V93H6V94H8V99H9V101H7V100H2V98H1V96H0V109L2 110V112H4L3 110H5L6 108H8V105L9 104H16V103H18V102H21V99H23V95L22 94H20V90L22 91L23 89H25L26 90V92L27 93H29L28 95H31V93H32V90H33V88H32V84H30V83H28L24 78L23 79H21L20 80V82L19 81H16V80H10V79H8V80H1L0 79ZM4 88V89H3ZM22 88V89H21ZM73 88H75V86L73 87V85H69V83H67L66 84V86H65V91L63 92V93H61L62 95H58L56 92L55 93H53V92H51L50 90H47V94H50L51 95V97H50V99H49V111H50V114L51 115H53V116H55V112H56V105L58 104V103H63V102H65L66 100H68V99H70V100H72L73 99V97H74V93H75V89H73ZM187 88H190V89H187V91H189V90H191V88H192V86H191V84H188V86H187ZM239 88V89H240ZM139 89V90H138ZM236 90V91H238V93L236 94L235 93V95L236 96H242L243 94L242 93H240V90ZM17 90V91H16ZM98 90V89H97ZM96 89H95V91H97ZM146 90V91H145ZM57 91H59V89L57 90ZM67 91H68V93H67ZM261 91V92H260ZM190 92V91H189ZM188 92V93H189ZM263 92V93H262ZM14 93V94H13ZM110 93V94H109ZM185 93H186V91H185ZM73 95V96H72ZM145 95H147V96H145ZM109 96V97H108ZM121 97V96H120ZM242 97H244V95L242 96ZM263 99H261V98ZM72 98V99H71ZM151 98H152V96H151ZM150 98V99H151ZM252 98V99H251ZM260 98V99H259ZM54 99V100H53ZM111 99V100H110ZM121 104H120V107L122 108L123 106L125 107V102L127 103V100L126 99H124L123 98V101H122V97H121ZM119 100V101H120ZM124 100H125V102H124ZM262 100V101H261ZM5 101H7V102H5ZM237 101V102H236ZM259 101H261L262 103H260ZM234 102V103H233ZM251 102V103H250ZM259 102V103H258ZM120 103V102H119ZM213 104H215L214 102H212ZM258 103V104H257ZM8 104V105H7ZM125 104V105H124ZM128 104V103H127ZM261 104H262V106L263 107H261ZM5 105V106H4ZM122 105V106H121ZM236 105H237V107H236ZM4 106V107H3ZM191 106H194V107H191V109H195V108H198V107H200V105H198V104H195V105H191ZM258 106V107H257ZM261 107V109H260V107ZM6 107V108H5ZM124 107H123V109H124ZM125 108H127V105H126V107ZM234 108V109H233ZM1 110H0V112H1ZM260 110V111H259ZM2 112L0 113V115L2 114ZM250 114L251 116H249L248 114ZM223 115H226V116H223ZM244 115V116H243ZM248 115V116H247ZM221 116L223 117V118H221ZM241 117V118H240ZM249 117H250V119H249ZM246 118H248V122L247 121H245L246 120ZM255 118V119H254ZM219 119V120H220ZM84 120H87V121H84ZM102 120V119H101ZM249 120H251V121H249ZM255 120H257V122L255 121ZM260 121V122H259ZM83 122L86 124V123H88V116H85V118H83ZM101 123L99 124V126L102 124V121H100ZM254 123L256 124V126L254 125ZM258 123V124H257ZM103 125V124H102ZM102 125L100 126V127H98V129L96 130L97 131V133H96V136L97 137H99V141H97L98 143H97V150H96V152L94 153V155L89 159V168L91 169V167L94 165V163H95V161L94 160H96V158L98 157V156H101L102 154H103V141H104V136H105V133L103 132V131H105V127H104V129L102 128ZM253 125V126H252ZM195 126L196 125H194V128H195ZM242 126V127H241ZM258 126V127H257ZM262 128H261V127ZM192 127V129H190ZM197 127V126H196ZM257 127V128H256ZM199 127H197V129H198ZM218 128V127H217ZM249 128V129H248ZM251 128V129H250ZM0 129H1V122H0ZM229 129V130H228ZM254 129L255 130H259V129H261V130H259V131H254ZM234 130V131H233ZM238 130V131H237ZM247 130V131H246ZM226 131H228L227 133H226ZM251 131L253 132V133H251ZM197 132H199V129L197 130ZM222 134H221V133ZM231 132V133H230ZM249 132V133H248ZM257 132V133H256ZM104 133V134H103ZM235 133H237V134H235ZM248 135V138H250V139H248V142L246 143L247 145H243V147L245 148H243V147H241V149H243V150H241L240 152H243L242 154H243V156H242V159L240 160L239 159V161L237 162V165L234 167V166H231V165H233V163L235 164V162L233 161V160H230L229 161V153L231 152V149L232 148H234L237 144H239V142L241 141V139L243 140H246L245 138L247 137V136H245L246 134ZM256 133V134H255ZM139 134H141L140 132H139ZM223 134H225L224 136H222V137H225L224 139L223 138H221V136L220 135H223ZM228 134V135H227ZM245 134V135H244ZM253 134V135H252ZM259 134V135H258ZM134 135L136 136V138H137V140H138V136H141L140 138H141V140L142 141H144L145 139L144 138H146V135H144V133H143V135H136V133H134ZM134 135H132L133 137L131 138L130 137V139L128 140V143H127V146L128 147H130L131 145H132V143L131 142H134V146H138V148L140 147L141 148V146H143L144 145V143L142 144V141L140 140L139 141V143L140 144H142V145H140L139 143L137 144V140H136V138H135V136ZM217 135H219V136H217ZM255 135V136H254ZM89 135L87 134V136H86V138H85V144L83 143V145L78 149V151H77V156L78 155H81V153L82 152H84L85 150H86V148H85V146H86V142H88V140H89V137H88ZM156 135L155 134H151V135H149V138H151L150 140V142L151 143H154V146H158L157 144L158 143H160V141H159V139L160 138H158V137H155ZM218 138H217V137ZM249 136H251V137H249ZM263 136V137H262ZM168 137V138H167ZM241 137V138H240ZM244 137V138H243ZM260 137V139H258ZM139 138V139H140ZM170 138V139H169ZM176 138V139H175ZM186 138V139H185ZM188 138V139H187ZM216 140H215V139ZM258 140H257V139ZM98 139V138H97ZM134 139V140H133ZM157 139V140H156ZM200 139H202V140H200ZM217 139H219V140H217ZM253 139L255 140L254 142H250V141H253ZM204 140V141H203ZM205 140H207V141H205ZM213 140V141H212ZM216 142H215V141ZM223 140V141H222ZM239 140V141H238ZM129 141H130V143H129ZM154 141V142H153ZM186 141V142H185ZM201 143V144H199V142ZM201 141H203V142H201ZM217 141H218V143L220 142V144H221V146H219L220 144H218V145H215L214 143H216L217 144ZM259 141V142H258ZM156 142V143H155ZM179 142V143H178ZM184 142H185V144H184ZM194 142H195V145H194ZM212 142V143H211ZM260 142H261V146H260ZM249 143V144H248ZM251 143V144H250ZM254 143V144H253ZM130 146H129V145ZM156 144V145H155ZM186 144H187V146L189 147V146H191L192 144H193V146L192 147H189V148H187L186 147ZM191 144V145H190ZM198 144V145H197ZM209 144V145H208ZM233 144V145H232ZM254 146H253V145ZM176 145V146H177ZM250 145V146H249ZM255 145H256V147H255ZM260 147H259V146ZM134 146H131V147H134ZM145 146V145H144ZM143 146V147H144ZM208 146V147H207ZM211 147V148H210ZM247 147H249L248 149H247ZM250 147L252 148V149H255L254 150V152L252 153L251 151L252 150H250ZM177 148V147H176ZM262 149V151L261 150H259V151H257V149ZM85 149V150H84ZM135 149H137V148H133L132 150V153L134 154V155H132V153H130L132 156H134L133 158H131V156L130 155H128L127 153L128 152H130L129 151V149H128V151H126V149H125V152L126 153H124V152H122V153H124V155L123 154H121V155H123L122 157H123V159H124V163L126 164V163H128V161H129V163L131 164V163H133V160L134 161H138V158H141V156L139 157V155L141 154L142 156H143V154H142V152H143V148H141V150L142 151H140L139 152V155H138V151L140 150H138L137 149V152H136V150ZM146 149V148H145ZM178 149V148H177ZM176 149V150H177ZM189 149V150H188ZM202 149V150H201ZM204 149H206V150H204ZM211 149V150H210ZM213 149V150H212ZM219 149V150H218ZM131 150V149H130ZM147 150V149H146ZM146 150H144V152H147ZM187 150H188V152H187ZM203 150L204 151H206L205 152V154H204V152H203ZM214 150H215V152H214ZM246 150V151H245ZM247 150H250V151H248L247 152ZM213 151V152H212ZM219 151V152H218ZM255 151H257V152H259V153H257V152H255ZM81 152V153H80ZM199 153V155H197L198 153ZM211 152V153H210ZM247 152V153H246ZM197 153V154H196ZM202 153V154H201ZM208 153V154H207ZM213 153V154H212ZM218 153V154H217ZM249 153H251V154H249ZM101 154V155H100ZM126 154H127V156H126ZM145 154V153H144ZM204 154V155H203ZM239 154V153H238ZM237 154V155H238ZM241 153L239 154V157H241L240 155H242ZM249 154V155H248ZM262 156H261V155ZM135 155H137V156H135ZM190 155H191V157L192 158H190ZM201 155V156H200ZM204 157H203V156ZM217 156L218 155V157L219 158H217L216 159V157H215V159H214V156ZM76 156V157H77ZM127 158H126V157ZM128 156H130V157H128ZM183 156H184V158H183ZM193 156H197L196 158H194ZM206 156H207V158H206ZM222 156H223V159H221L222 161H220L219 159L220 158H222ZM247 156V158L248 157H250V159L248 158H246L245 159V157ZM251 156L253 157V156H257L258 157V159H257V157H256V160L255 159H252V161H250V163H252V164H250L248 161L249 160H251ZM260 156V157H259ZM96 157V158H95ZM137 159H136V158ZM175 157V158H174ZM177 157V158H176ZM180 157V158H179ZM198 157H199V159L201 160V162H200V160L198 159ZM213 157V158H212ZM126 158V159H125ZM128 158H129V160H128ZM203 158V159H202ZM204 158H206L205 159V162L207 161L208 163H207V165L206 164H204L205 162H203L204 161ZM210 160H209V159ZM211 158H212V160H211ZM133 159V160H132ZM178 159H180V160H178ZM189 159H192V160H189ZM208 159V160H207ZM263 159V160H262ZM126 160V161H125ZM132 160V162H130ZM195 160H199V162L200 163H198V161H195ZM246 160H248V161H246ZM190 161H192V163L190 162ZM216 161V162H215ZM221 162V164H217L218 162ZM225 161H226V163H225ZM227 161H228V163L230 162V166L227 164ZM245 161V162H244ZM253 161H255L256 163H254ZM260 161V162H259ZM187 162L189 163V165L187 164ZM213 162V163H212ZM219 162V163H220ZM225 164H224V163ZM248 163V165H249V167L248 166H246V164ZM91 163V164H90ZM195 163H197V164H195ZM223 163V164H222ZM241 163V165H244L243 166V168H246V170H244L242 167H241V165L239 166V164ZM260 165H259V164ZM130 164H128V165H130ZM198 165L197 167L196 166H192V165ZM200 164V165H199ZM201 164H202V166H201ZM212 164H213V167H212ZM227 164V166L225 167V165ZM258 165L256 168H255V165ZM127 165V164H126ZM180 165H184L183 167L185 168V169H183V170H180V169H182L183 167L181 166V167H179ZM204 165V166H203ZM211 167H210V166ZM217 165H218V167H217ZM223 165V167H221V168H223V170L222 169H220L219 167L220 166H222ZM252 165H254V167L252 166ZM162 166V165H161ZM186 166H188V167H186ZM199 166H201L200 167V169H199ZM207 166V167H206ZM229 166V167H228ZM238 166V167H237ZM246 166V167H245ZM262 166H263V168H262ZM165 167L167 168L166 170H165ZM178 167V168H177ZM193 169H192V168ZM202 167H204L202 170H201V168ZM225 167V168H224ZM230 167H232L231 169H235L234 171H237L239 174H237V172H233V170H231V169H226V168H230ZM234 167V168H233ZM240 167H241V169L242 170H244L245 172L244 173H246V174H244V176H243V171L240 169ZM254 168V170H253V168ZM259 167V169H258V171L256 170L257 168ZM27 168H30V164H27V167H26V169ZM169 168H171V170H172V168H173V170L171 171ZM174 168H176V169H174ZM200 170V171H197L198 173H196V170ZM208 168V169H207ZM211 168H213V169H211ZM251 168V169H250ZM169 169V170H168ZM181 171V173H180V171ZM187 169V171H185ZM207 169V170H206ZM216 169V170H215ZM218 169H219V171H218ZM226 169V170H225ZM239 169V170H238ZM261 169V170H260ZM262 169H263V172H262ZM168 170V171H167ZM179 172H178V171ZM195 170V171H194ZM212 170H213V172H212ZM216 172H215V171ZM229 172H228V171ZM241 170V171H240ZM177 171V172H176ZM209 171V172H208ZM225 172V171H227V173L226 174H223V172ZM230 171H231V173H230ZM253 171H254V173H253ZM257 171V172H256ZM261 171V172H260ZM153 173V174H151V173ZM155 172V173H156ZM169 172V173H168ZM192 172H194V173H192ZM205 172V173H204ZM212 172V173H211ZM242 174H241V173ZM259 172V173H258ZM167 173V174H166ZM181 175H180V174ZM201 173V175L199 176V175H197V174H200ZM202 173L204 174V176H202ZM208 173H210V176L211 175H213L212 176V178L210 177L209 178V174ZM213 173H215V174H213ZM217 173H221V174H218L217 175ZM228 173L230 174L229 176H228ZM233 173V174H232ZM248 173V174H247ZM253 173V175H251V174ZM261 173V174H260ZM93 174L94 173H92V171L90 170V174H89V179H90V181H91V183H89V187H87V190L85 191V193H84V195L82 196V200H80L81 202H79V203H77L78 204V206L76 205V207L74 206V207H72L71 206V208H77V210H78V212H74V217L75 218H78L77 219V221H79V222H77V226H76V224L74 225V228L72 227V232L69 234V239L66 241V243H64L63 245H62V247H59L60 249H58V251H59V254H61V256L60 255H57L56 257H53V258H51L49 261H47L45 264H52L53 262H55V261H65L66 259H67V257L68 256H66V254L68 255V251H69V249L68 248H70V242H72L73 240L72 239H78L79 241H80V239L82 240V237H83V235H90L91 236V234H90V230H91V223H92V219H90L91 218V215L89 216L88 215V213L86 212L87 210H85L86 209V207H88V206H90V203H91V200H92V197H93V188H94V186H93V184H94V180L93 179H95L94 178V176H93ZM235 174L237 175V176H235ZM241 174V175H240ZM249 174L251 175V176H249ZM255 174V175H254ZM258 174H260V175H258ZM157 175V176H156ZM185 175V176H184ZM187 175V176H186ZM197 175V176H196ZM216 177H215V176ZM226 175V176H225ZM239 175V176H238ZM247 176V178L249 179H246L245 180V178H246V176ZM261 175H262V177H261ZM169 176V177H168ZM223 176L225 177V178H228V179H224L223 178ZM230 176H234L235 177V180H234V177L232 178V177H230ZM257 176H259L258 178H254V177H257ZM176 177V178H175ZM194 177H196V178H194ZM200 177L202 178H204V183L205 182H207V183H209L210 182V180H212L211 181V183L213 182V183H215V182H217V183H219L218 185H220L219 187H217L218 185H217V183H215V185L214 184H210V186H209V184H207V183H205V185H204V183H203V181H200ZM218 177V178H217ZM219 177H220V179H219ZM240 179H244V180H239V178ZM6 178V177H5ZM4 178V180L2 181V184H3V186L4 185H6V186H4L3 187V189L1 190V192H0V208H10V211H11V213H16V211L18 210V208H20V204L19 203H17V202H13L12 201V199H14V196H13V193H11V190L7 187V186H9V183L7 184V181L5 182V180H7V178L5 179ZM149 178H150V176H149ZM179 178V179H178ZM203 178L201 179V180H203ZM218 180H216V179ZM223 178V179H222ZM231 178L233 179V184H234V186L232 185V180H231ZM236 178L238 179L237 181H236ZM14 179V180H13ZM12 179V182L14 181V182H18L19 181V174H16L15 176H14V178ZM79 179V178H78ZM181 180L182 182H181V185H180V187H179V185L177 184V182H178V180ZM189 179H191L190 180V182L192 183L194 180H196L197 182H199L200 181V183L203 185V186H205L204 188L202 187V185L201 184H197V182H193L192 184L194 185H191L190 184V182H189ZM194 179V180H193ZM253 179H255V180H253ZM175 180H176V182H175ZM193 180V181H192ZM214 180V181H213ZM225 180V181H224ZM248 180V181H247ZM257 180H259V181H257ZM261 180V181H260ZM209 181V182H208ZM228 181H230V182H228ZM238 182V184L236 183V182ZM239 181H240V183H239ZM242 181H244V183H246V184H244ZM247 181V182H246ZM170 182V183H169ZM186 182H187V185H186ZM189 182V183H188ZM228 182V183H227ZM5 183V184H4ZM172 183V184H171ZM175 183V184H174ZM225 183V184H224ZM229 183H231V185L229 184ZM242 183L244 184V185H242ZM169 184H170V186H172V187H170L169 186ZM183 184V185H182ZM189 184H190V186H189ZM197 184V185H196ZM221 184H223V185H221ZM252 184V185H251ZM258 184H259V186H258ZM263 184V185H262ZM92 185V186H91ZM176 186V189L175 188H173L174 186ZM184 185H185V187H184ZM195 185L197 186L196 188H194L195 187ZM201 185V186H200ZM207 185V186H206ZM226 187H225V186ZM229 185H230V187L232 186V187H235V185H242V186H239V188H238V186H236V188L237 189H235V191L233 190V191H231L232 190V187H231V190H230V194L228 193V190L230 189V187H229ZM251 185V186H250ZM254 185V186H253ZM177 186L179 187V188H177ZM189 186V187H188ZM193 186V187H192ZM199 186H200V195L198 194L199 193V190H196L197 188H199ZM213 186H214V189L215 190H213L212 188H213ZM222 186V187H221ZM261 186H263L262 188H261ZM191 188V189H188L187 188V190H188V192H187V190L185 191V192H187L188 194L190 193V194H193V195H191L190 196V194L188 195L187 193H185L184 192V194H183V191L185 190L184 188ZM206 187H207V189H208V187H209V189H208V192L207 191H205V190H207L206 189ZM225 187V189L224 190H222L223 188ZM228 187V188H227ZM242 187V188H241ZM248 187V188H247ZM249 187H252V188H249ZM259 189V190H256L257 188ZM192 188H194V189H192ZM203 189V191H204V193L205 194H203L202 193V189ZM222 188V189H221ZM254 188H256V189H254ZM9 191H8V190ZM181 189V190H180ZM182 189H184L183 191H182ZM213 191H212V190ZM219 189H221L220 191H222V192H220L219 191ZM234 189V188H233ZM239 189V190H238ZM248 190V191H250V192H246L245 190ZM250 189V190H249ZM253 189H254V191H257V193L256 192H254L253 191ZM262 189V190H261ZM190 190V191H189ZM193 190V191H192ZM209 190H210V193H209ZM216 190H217V192H216ZM236 190H238V191H236ZM261 190V191H260ZM154 191L157 193H155V197L153 196L154 195ZM177 191V192H176ZM180 191H182L181 193H180ZM197 191V193H195V192ZM218 191H219V194H218ZM224 191H226V192H224ZM244 191V192H243ZM259 191V192H258ZM7 192V193H6ZM9 192V193H8ZM65 192H67L68 193V190L66 189L65 190ZM152 192H153V194H152ZM193 192V193H192ZM211 192H213V193H211ZM215 192V193H214ZM239 192V193H238ZM5 193V194H4ZM66 193V194H67ZM182 194V195H180V194ZM196 195H195V194ZM202 193V194H201ZM208 193V195H206ZM217 193V194H216ZM225 193H227L228 194V196L227 195H225L224 196V194ZM248 194V196L249 195H251V194H249V193H252L253 195H251L252 197L250 198V197H248L247 195H245V194ZM255 193L257 194V195H259V196H255L254 197V195H255ZM259 193V194H258ZM263 193V194H262ZM12 194V195H11ZM152 194V195H151ZM160 196H159V195ZM172 195L171 197H173V196H176V197H174L175 199H173L172 198V200L170 201V199H171V197H169L170 195ZM221 194V195H220ZM262 194V195H261ZM156 195H158L157 197H156ZM163 195V196H162ZM178 195H180V197L181 196H183L182 198H181V201H179L178 202V200H179V196ZM186 195V196H185ZM188 195V196H187ZM201 196L202 197V199H201V197H199V196ZM205 195H206V197H208L207 198V200L208 201H204L205 199L203 198V197H205ZM245 195V197H247V198H244V199H242L243 198V196ZM68 196H69V194H68ZM151 196H153L154 198L153 199H151ZM190 196V197H189ZM195 196V197H194ZM218 196H220L221 197V199H222V201H221V199H219L220 197H218ZM224 196V197H223ZM241 196H242V198H241ZM187 197V198H186ZM197 197V198H196ZM260 197V198H259ZM9 198V199H8ZM160 198H162V199H160ZM189 198H190V200H189ZM193 198H195V200H193V201H195L194 203L196 204V202H197V204H199V203H201L199 206L198 205H195L194 203H193V201H192V199ZM241 198V200H239ZM256 198V199H255ZM257 198H259V199H257ZM263 200H262V199ZM6 199V200H5ZM8 199V200H7ZM146 199H147V201H146ZM177 199V200H176ZM183 199H185V200H183ZM197 199H198V201H197ZM226 199V200H225ZM11 200V201H10ZM149 200H150V203H149ZM185 202L186 200H188V204H189V201H190V203H191V205H194V206H192V208H194V209H192V211H188L190 208H191V206L190 205H188L187 204V202L185 203V206L183 205L184 203H183V201ZM200 200V201H199ZM204 201V202H201V201ZM217 200H220V202L218 201L217 202ZM238 200H239V203H238ZM5 201V202H4ZM70 201V200H69ZM153 201H155V202H153ZM174 201H176L175 202V204H173L174 203ZM227 201H228V203H227ZM236 201V202H235ZM242 201V203H240ZM245 201H244V203H245ZM260 201V202H259ZM261 201H263V202H261ZM13 202V203H12ZM136 202V203H137ZM146 202H148V203H146ZM231 202V203H230ZM12 203V204H11ZM193 203V204H192ZM202 203H204L203 204V206H202ZM258 203H260V204H258ZM79 204H81V205H79ZM148 204V205H147ZM155 204H156V206H155ZM171 204V205H170ZM178 204L180 205V206H178ZM183 206H182V205ZM210 205V206H208V205ZM227 204V205H226ZM233 204V205H232ZM142 205H143V209L145 208V210H142ZM159 205V206H158ZM231 205V206H230ZM171 206H174V207H171ZM176 206V207H175ZM187 206H189L188 208H186ZM209 207V208H206V207ZM238 206V207H239ZM79 207V208H78ZM160 207V208H159ZM171 207V208H170ZM179 207H181L180 208V211L181 212H179V213H181L182 215H179L178 214V217H177V215L176 214H174L173 216L175 217V215H176V220H175V218L174 217H172V214H171V212H173V213H175L176 211L174 210V211H169L168 213H165V212H167L168 210H172V209H178ZM182 207H184V208H182ZM201 207V208H200ZM206 209H205V208ZM228 207V211H226V208ZM258 207H256V208H258ZM148 208V209H147ZM166 208V209H165ZM197 208H199L198 210H197ZM217 208H219L220 209V212L222 213L221 215H220V212L218 211L219 209H217ZM221 208H222V211H224V212H222L221 211ZM223 208H225V209H223ZM231 210H230V209ZM234 208V209H233ZM139 209V208H138ZM168 209V210H167ZM176 209V210H177ZM182 209H184V211L182 210ZM187 209V211H188V213H187V211H185ZM202 209V210H201ZM208 209V211H205V210H207ZM209 209L211 210H215V212H216V210H217V212H216V214H215V212H214V215H213V212H212V214H211V212L209 211ZM233 209V210H232ZM81 210V211H80ZM148 210V211H147ZM151 210V211H150ZM156 212H155V211ZM157 210H160V212H158ZM161 210H162V212H161ZM163 210L165 211L164 213H163ZM191 210V209H190ZM200 210V211H199ZM211 210V211H212ZM182 211H183V213H182ZM197 211V212H196ZM202 211H205V215L207 216L208 214H210V216L208 217H206L204 214H203V216H202V213H204V212H202ZM151 212V215L149 214ZM177 212H178V210H177ZM208 214H207V213ZM227 212V213H226ZM259 212V213H258ZM78 213V214H77ZM85 213H87V214H85ZM139 213H140V209H139ZM156 213V214H155ZM157 213H160V215L158 214L157 215ZM162 213V214H161ZM171 215H170V214ZM187 213V214H186ZM195 213H196V215H195ZM197 213H199V215H201V216H199V218H198V215H197ZM219 213V214H218ZM73 214V213H72ZM153 214H155L154 216H152ZM164 214H168V215H164ZM218 214V215H217ZM76 215H79L80 217H78V216H76ZM88 215V216H87ZM140 215V216H139ZM149 215V216H148ZM157 215V216H156ZM189 215V216H188ZM229 215V216H228ZM70 216H72V215H70ZM72 216V217H73ZM151 216V217H150ZM158 218V216H159V218L158 219H160V218H163V219H161V221L159 220V222H162V220L164 221V216H165V218H166V216L168 217L167 219H165V220H167V223L169 224H171L172 222L170 221L169 222V218H172L171 220H173V222L175 223V226H174V223H172V225H173V227H175V228H172L171 227V230H172V232H170L171 230L169 229L168 230V228L171 226V225H168V224H166V221H165V225H167V227H165V226H163L164 225V222L162 223V226H161V224H160V227H162V228H160L159 227V222H156V225H153V224H151V223H153V221H154V218L156 219V221L158 220L156 217ZM163 216V217H162ZM179 216L181 217H183V219H182V217L180 218V224H181V222H182V224H183V226L181 225L180 226V224H178V218H179ZM187 216V217H189V218H185V217ZM197 216V217H196ZM204 216L207 218H204ZM221 218H220V217ZM74 217L72 218L73 220H75V223H76V219H74ZM86 217V218H85ZM88 217H89V219H88ZM145 217H146V220H148L149 219V222H147L146 220H145ZM149 217V218H148ZM154 217V218H153ZM214 219H212V218ZM82 218V219H81ZM148 218V219H147ZM190 220L189 222H191V223H188V221L186 222V220ZM201 218H202V221H204V222H206V224L209 222V223H211V225H212V222L213 223H215V224H213L212 226L209 224H207V225H203V223H202V221H201ZM208 218H209V220H208ZM211 218V219H210ZM216 218H218L217 220H216ZM253 220H252V219ZM87 219L88 220H90V222L88 221L87 222ZM195 219H197L198 221H201V222H198L197 220H195ZM200 219V220H199ZM205 219L208 221H205ZM220 219V220H219ZM245 219L247 220V221H245ZM257 219V220H256ZM144 220L146 221V222H144ZM152 220V221H151ZM181 220H183V221H181ZM197 221L199 224L201 223L203 226L202 227H204V230L205 229H207L208 231H206V232H204V230L203 229H201V226L199 227L198 225V223H195V221ZM211 220H213L212 222H211ZM223 220V221H222ZM227 220V221H226ZM250 220V224H249V221ZM143 221V222H142ZM215 221V222H214ZM240 221V222H239ZM243 221L245 222V223H243ZM87 222V223H86ZM142 222V224L143 223H149L148 225H151V226H153L154 228H156L157 226H158V228H156V230L153 228L152 229V227L149 229H146V227H148V225L147 226H145V225H142L141 227L139 226V225H141L140 223ZM151 222V223H150ZM155 222V221H154ZM217 222V223H216ZM135 223H137V225H135ZM186 223L188 224V226L186 225ZM220 223V224H219ZM227 223V224H228ZM256 223V224H255ZM132 224H134V225H132ZM155 224V223H154ZM176 224H178L177 225V228H179V226L180 227H182V228H184L182 231H181V233L180 234H186L185 235V237H184V235L182 236V235H179L178 234V232L180 231V229L178 230L177 229V233L176 232H174V229H176ZM194 224V225H193ZM205 224V223H204ZM254 224V225H253ZM184 225H186L185 227H184ZM195 225H197L198 227H196ZM215 225V226H214ZM222 225H224V226H222ZM238 225V226H237ZM244 225H246V226H244ZM135 227V229H134V227ZM156 226V227H155ZM195 226V227H194ZM209 226H211L210 228H208ZM241 226H244V228H240ZM247 226H250V227H247ZM137 227H139V228H137ZM207 227V228H206ZM232 227V228H231ZM248 228V229H245V228ZM141 228V229H142ZM160 228V229H159ZM167 228V229H166ZM187 228V229H186ZM196 228V230H194ZM216 228H218V229H216ZM224 228V229H223ZM226 228L229 230H226ZM232 229V231H230L231 229ZM238 228H240V229H242V231L239 229V231H238ZM152 229V230H151ZM165 229V230H164ZM199 229H201V230H199ZM237 229V230H236ZM245 229V231L243 232V230ZM142 230V231H143ZM147 230V231H146ZM150 232H149V231ZM161 230V231H160ZM203 230V231H202ZM209 230H213V234H212V231H209ZM247 230V231H246ZM137 231V230H136ZM141 231V232H142ZM146 231V232H145ZM152 231V232H151ZM192 231V232H191ZM196 233H195V232ZM227 231V232H226ZM236 231L237 232H242V234L240 233H237V235H236ZM18 232V229H17V231L15 232V234ZM208 232H210V233H208ZM234 232V236H232L233 234H231V233H233ZM143 233V232H142ZM151 233V234H150ZM157 233H158V236H155V235H157ZM165 233H167V234H165ZM171 233V234H170ZM176 233V234H175ZM204 233H207L206 235L204 234ZM230 233V234H229ZM244 233H245V235H244ZM14 234V233H13ZM79 236V238L77 237V235ZM160 234V235H159ZM226 234H229V235H226ZM1 235V234H0ZM16 235H18V234H16ZM149 235V236H148ZM161 235H162V237H161ZM171 237H170V236ZM174 235H176V237L178 238L179 236V238H180V241L181 242H185L186 243V240H188L189 242H187V244H185V243H183V244H181L180 242L179 243H177L176 242V240H177V238H175L176 240H174ZM179 235V236H178ZM241 235V236H240ZM263 235V236H262ZM74 236H76V237H74ZM143 236V237H142ZM150 236H151V238H150ZM152 236H154L153 238H152ZM198 236V237H197ZM203 236V237H202ZM224 236H226V237H224ZM228 236V237H227ZM229 236H232L230 239H228L229 238ZM245 236V237H244ZM249 236V237H248ZM253 236H255V237H253ZM156 237H159V238H156ZM182 237V238H181ZM202 237V238H201ZM208 237V238H207ZM234 237V238H233ZM146 238V239H145ZM148 238V239H147ZM184 238V239H183ZM187 238V239H186ZM198 238V239H197ZM225 238H226V240H225ZM244 238V240L246 239L247 241V245L246 246H244V247H242V248H240L239 250V252H237V248H238V245H237V243L239 244V240L238 239H240V240H242ZM260 238V239H259ZM129 239H131V240H129ZM139 239V241L137 242L136 240H138ZM159 239V240H158ZM167 241H166V240ZM172 239V240H171ZM193 239V240H192ZM196 239V240H195ZM213 239V240H212ZM223 239V240H222ZM232 239V240H231ZM253 239V240H252ZM160 240H165L166 242H164V244H159L160 242H162V241H160ZM190 240H192V241H190ZM231 240V241H230ZM147 241V242H146ZM152 241V242H151ZM168 241H170V242H168ZM194 241V242H193ZM229 241V242H228ZM253 241H255V242H253ZM162 242V243H163ZM175 243L174 245L176 246V247H172V249H171V246H174V245H172L173 243ZM193 244H192V243ZM259 242V243H258ZM263 242V243H262ZM145 243V244H144ZM148 244V246H147V244ZM153 243V244H152ZM176 243H177V245H176ZM199 243V244H198ZM205 243H207V244H205ZM258 244V247L259 246H262L261 248L259 247L258 248V250H254V249H252L253 248V246H254V244ZM262 243V244H261ZM125 244H127V245H125ZM133 245V248H132V245ZM151 244V245H150ZM179 244H180V246H179ZM190 244V245H189ZM195 244V245H194ZM221 244H222V246H221ZM229 244V245H228ZM151 247H150V246ZM182 245V246H181ZM194 245V247H192ZM210 245V246H209ZM216 245H218V246H216ZM131 246V247H130ZM138 246H139V249H138ZM153 246V247H152ZM159 246V247H160ZM184 246V248H182ZM196 246V247H195ZM205 246V247H204ZM221 246V247H220ZM236 246H237V248H236ZM136 247V248H135ZM146 247V248H145ZM186 247V248H185ZM198 247H199V249H198ZM215 247H217V248H215ZM224 247V248H223ZM82 248H83V246H82ZM90 248H91V244H89L87 247H84L83 249H81L82 250V252H80V255H81V257H83L82 258V261L84 262L85 261V258H86V256H87V253H88V250H90ZM131 248V249H130ZM142 248V249H141ZM152 248V249H151ZM153 248L155 249V250H153ZM176 248V250H174ZM179 248V249H178ZM209 248V249H208ZM212 248V250H210ZM215 248V249H214ZM263 248V249H262ZM135 249H136V251H135ZM137 249H138V251H137ZM184 249V250H183ZM188 249H190V250H188ZM205 249V250H204ZM216 249L218 250V251H216ZM260 249V250H259ZM126 250H128V251H126ZM187 250V251H186ZM204 250V251H203ZM214 250V251H213ZM224 250V251H223ZM234 250H235V252H234ZM121 253H120V252ZM126 251V252H125ZM143 251V252H142ZM163 251V252H164ZM174 251V252H173ZM176 251V252H175ZM184 251V252H183ZM190 251V252H189ZM198 251H200V253L198 252ZM208 251H210L209 253H208ZM63 252V253H62ZM133 252V253H132ZM136 252V253H135ZM162 252V253H163ZM169 252V253H168ZM186 252H189L190 254L192 253V255H191V257H188L190 254L189 253H186ZM215 252V253H214ZM126 253V254H125ZM234 253V254H233ZM246 253V254H245ZM109 254V255H108ZM116 254V255H115ZM133 254V255H132ZM137 254V255H136ZM139 254V255H138ZM141 254H142V256H141ZM150 254V255H149ZM167 254V255H166ZM177 254V255H176ZM179 254V255H178ZM187 254H188V256H187ZM208 254V255H207ZM231 254H233V256L235 255V257L232 259V255ZM86 255V256H85ZM130 255H132V256H130ZM156 255H158V256H160L159 258H160V261H159V259H157V256ZM169 255V256H168ZM186 255V256H185ZM197 255H198V257H197ZM199 255H200V257H199ZM214 255V256H213ZM218 255V256H217ZM250 255V256H249ZM107 256V257H106ZM127 256V257H126ZM167 256V257H166ZM177 256V258H175V257ZM206 256L208 257V258H206ZM213 256V257H212ZM106 257V258H105ZM115 257V258H114ZM118 257V258H117ZM132 257V259L133 258H135V259H137V261L136 260H131V259H129V258H131ZM142 257V258H141ZM144 257V258H143ZM181 257H182V259H181ZM230 257V259H228ZM247 257V258H246ZM172 258H175V260L174 259H172ZM180 258V260L178 261V259ZM212 260H211V259ZM252 257H251V259H253ZM62 259V260H61ZM63 259H65V260H63ZM101 259V260H102ZM129 259V260H128ZM143 259V260H142ZM155 259V260H154ZM157 259V260H156ZM165 259V260H164ZM215 259V260H214ZM106 260V261H105ZM117 260V261H116ZM138 260H139V262H138ZM205 260H207L206 262H205ZM225 260V261H224ZM109 261V262H108ZM129 261H131V262H129ZM133 261V262H132ZM170 261V258H169V263H167V264H172V263H170L171 262ZM174 261V262H173ZM229 261V262H228ZM231 261V262H230ZM233 261V262H232ZM240 261V262H239ZM107 262V263H106ZM147 262V263H146ZM151 262V263H152ZM196 262V263H195ZM208 262V263H207ZM237 262V263H236ZM150 263V264H151ZM160 263V264H161ZM181 263H183V262H181ZM264 264V261L262 262H260V264ZM44 264V263H43ZM121 264V263H120ZM155 264H157V262L155 263Z\"/></svg>",
  "mask_w": 264,
  "mask_h": 264
}]
</instances>
